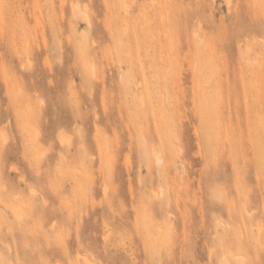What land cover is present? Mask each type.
<instances>
[{"label":"rangeland","instance_id":"1","mask_svg":"<svg viewBox=\"0 0 264 264\" xmlns=\"http://www.w3.org/2000/svg\"><path fill=\"white\" fill-rule=\"evenodd\" d=\"M0 264H264V0H0Z\"/></svg>","mask_w":264,"mask_h":264},{"label":"bare ground","instance_id":"2","mask_svg":"<svg viewBox=\"0 0 264 264\" xmlns=\"http://www.w3.org/2000/svg\"><path fill=\"white\" fill-rule=\"evenodd\" d=\"M61 141V140H60ZM156 158H157V160H159L160 159V156H158V155H156ZM239 255V254H238ZM241 255V254H240ZM237 256V255H236ZM243 257H244V255H243ZM83 259H85V258H83ZM87 260V259H86Z\"/></svg>","mask_w":264,"mask_h":264}]
</instances>
